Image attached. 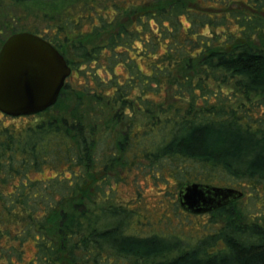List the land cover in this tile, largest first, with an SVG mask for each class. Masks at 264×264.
<instances>
[{"label":"trees","instance_id":"1","mask_svg":"<svg viewBox=\"0 0 264 264\" xmlns=\"http://www.w3.org/2000/svg\"><path fill=\"white\" fill-rule=\"evenodd\" d=\"M11 1H73L6 35L41 36L72 73L46 111L0 113V264H264V212L233 187L264 196V0ZM89 2L111 13L83 20ZM134 172L242 195L193 213L177 193L179 212L212 218L186 240L135 220Z\"/></svg>","mask_w":264,"mask_h":264},{"label":"water","instance_id":"2","mask_svg":"<svg viewBox=\"0 0 264 264\" xmlns=\"http://www.w3.org/2000/svg\"><path fill=\"white\" fill-rule=\"evenodd\" d=\"M71 69L58 50L30 32L9 35L0 47V113L19 118L51 108ZM234 189L186 183L178 202L193 213H203L239 198Z\"/></svg>","mask_w":264,"mask_h":264},{"label":"rangeland","instance_id":"3","mask_svg":"<svg viewBox=\"0 0 264 264\" xmlns=\"http://www.w3.org/2000/svg\"><path fill=\"white\" fill-rule=\"evenodd\" d=\"M70 3L73 4V1H69L68 3L33 1L15 4L11 0H0V39L6 38V35L8 34L7 30L10 29L16 30L24 28L28 30L29 28H41L45 26L49 22L48 18L50 16H53L60 11L62 12L64 9H68L66 7L71 9L72 4ZM100 13L108 15L111 13V10L106 8L104 11H98L94 8V5L89 2L80 15L84 17L83 20H88ZM171 33V30L164 33L157 27L155 30H152L151 36L147 37V39L164 42L168 34ZM186 36L187 35L183 33H176L174 38L172 37V43L180 44ZM189 39L191 40V38ZM135 53L138 54V51L134 50V54ZM0 120H4L1 115ZM13 122L16 123L17 121L15 120ZM193 168L194 166H192V164L187 163L185 169L183 170V174L187 177V174L189 173L190 177H192L195 173H199L202 178L212 176L205 171L201 172L198 165H195L196 170H193ZM134 174V206L140 205L138 207L142 210L137 212L135 220L138 221L141 227L150 226L154 230L163 231L165 234H167L168 231V234H178L182 238L183 235H185L184 237L186 240H193L195 234H198V224L200 225L202 233L207 234L209 232V225L212 222V218L210 216L206 215L203 216V218L194 219L193 217L190 218L189 216L179 212L180 209L177 210L173 207V201L177 203L179 184L175 182L174 179L169 178L170 176L167 173L160 175H139L137 172H134ZM41 176L47 177L49 176V172H45L43 175H36L35 177ZM229 183L231 182L227 180L220 181L217 183L218 185L215 186H233ZM233 187L244 192V196L237 203V207L243 208L254 215L258 213L261 214V211L264 212V206H262L264 205V196L259 194V192H254L255 196L258 198V200H254L252 197H249L251 194L250 189L241 186L240 188L236 186ZM166 244L170 245L169 243ZM29 256V253H27L26 258H29Z\"/></svg>","mask_w":264,"mask_h":264},{"label":"flooded vegetation","instance_id":"4","mask_svg":"<svg viewBox=\"0 0 264 264\" xmlns=\"http://www.w3.org/2000/svg\"><path fill=\"white\" fill-rule=\"evenodd\" d=\"M50 44H51V43H50ZM51 45H52V44H51ZM52 46H53V45H52ZM58 52H59V51H58ZM71 73H72V71H71ZM71 73H70V75H71ZM69 77H70V76H69ZM69 77H67L66 80H67ZM66 80H65V82H66ZM64 84H65V83H64ZM56 102H57V101H56ZM54 105H55V104H54ZM54 105H53V106H54ZM53 106H52V107H53ZM45 111H46V110H45ZM28 117H29V116H28Z\"/></svg>","mask_w":264,"mask_h":264}]
</instances>
